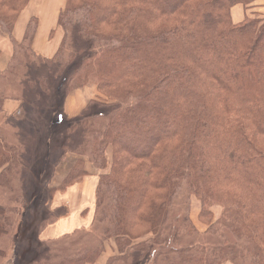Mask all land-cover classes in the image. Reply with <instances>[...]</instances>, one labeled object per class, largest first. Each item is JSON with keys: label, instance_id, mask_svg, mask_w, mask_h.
<instances>
[{"label": "trees", "instance_id": "trees-1", "mask_svg": "<svg viewBox=\"0 0 264 264\" xmlns=\"http://www.w3.org/2000/svg\"><path fill=\"white\" fill-rule=\"evenodd\" d=\"M29 1L0 0V28L12 45L0 72V186L13 191L17 181L21 203L0 206V241H11L0 259L94 264L113 241L116 255L105 264H264V12L248 14L258 0H64L62 39L49 59L32 49L36 18L19 42L13 37ZM238 5L246 15L234 23ZM89 86L96 98L67 115L65 99ZM6 100L19 103L11 115ZM41 128L49 131L47 172L37 180L46 194L69 154L108 170L96 180L90 225L47 240L41 234L66 211L28 223L38 198L25 193ZM85 176L76 161L61 190ZM191 197L208 224L200 236L188 218ZM214 206L221 214L212 222ZM81 231V249L54 244Z\"/></svg>", "mask_w": 264, "mask_h": 264}, {"label": "crops", "instance_id": "crops-1", "mask_svg": "<svg viewBox=\"0 0 264 264\" xmlns=\"http://www.w3.org/2000/svg\"><path fill=\"white\" fill-rule=\"evenodd\" d=\"M249 12H263L264 0H258L253 4ZM64 7V0H30L28 5L19 15L14 29L13 37L20 41L23 37L28 21L34 17L37 19V27L33 37L32 49L43 58L49 59L56 53L61 39L62 32L57 26L58 14ZM234 23L241 22L246 15L242 6H235L231 10ZM24 22L20 27V20ZM12 54V45L8 37L0 34V72L5 70ZM97 96L94 86L85 87L70 94L64 103V110L67 115L73 117L78 115L88 101ZM19 107V103L14 100H6L3 110L7 115L13 114ZM85 176L77 185L70 186L52 199L50 210L62 207L66 213L56 223L48 226L41 234L42 239H54L62 235L69 234L75 229L88 227L92 220L94 204V188L96 180L90 182ZM77 194L78 196H74ZM107 245V244H106ZM105 250L94 264H105L112 255L110 247ZM228 264V263H225Z\"/></svg>", "mask_w": 264, "mask_h": 264}, {"label": "rangeland", "instance_id": "rangeland-1", "mask_svg": "<svg viewBox=\"0 0 264 264\" xmlns=\"http://www.w3.org/2000/svg\"><path fill=\"white\" fill-rule=\"evenodd\" d=\"M251 8H248V14L249 17L251 16L249 12ZM25 11V9H24ZM264 12V11H263ZM263 12H257V13H263ZM253 15V14H252ZM24 22L23 17L20 20V27L22 26ZM0 34L8 37V35L2 31V29L0 28ZM77 92V91H76ZM61 97V96H60ZM60 97L57 96L55 97V107L58 105V103L60 102ZM46 115V114H45ZM44 115V116H45ZM37 121L39 122V125L42 124V119L39 118L37 119ZM42 133L39 135V140L37 142V145L35 147V154L32 155V157L34 158V160L31 162V166L28 172V182H27V188H26V194H33L34 192L37 194V200H35L34 204H33V213L29 219V225L30 223L33 221V223H36L37 220H39L41 218V216L43 215V211H51L50 207L52 204V199L55 196H58L60 193H64L61 189L64 188V186L61 187V183L63 181V178L65 176V174L68 172V170H70V167H72L74 165V163L78 160H83L84 161V170L88 173V179L92 181H95L97 179V177L100 174H105L108 172V170H104V171H100L97 170L95 168H93V166L91 164H89L87 162L86 158L83 157H78L75 155H68L67 158L62 161L56 168V171L54 173V177L52 179V181L49 182V186L47 187L49 190V193L46 194V192L43 190V185L42 180H37L38 178V173L40 172L41 169H45V172H47V164L44 163L45 161V155L47 152L46 149L47 147H44L45 143H42V141L44 140V138H46L49 134V131L41 128ZM47 144V141H46ZM50 146L52 147V144L49 143ZM111 154V150L109 149L108 151V155L110 157ZM81 182V181H80ZM80 182H76L74 185H77ZM11 189H13V191H10L9 188L7 186H0V206L3 208H7V207H19L20 208V202H19V194L18 192H20V185L17 181H13L10 183ZM73 186V185H72ZM74 196H78L77 194H74ZM46 198V199H45ZM45 201V203H44ZM16 203V204H15ZM182 200L178 199L176 200V204L174 207V213H177V217H181L183 215V209H182ZM22 209V206H21ZM55 210V209H54ZM53 210V211H54ZM211 212L213 214V219L212 222H214L216 220L215 217L219 218L220 214H221V207L218 206H214L211 208ZM200 203L199 201L195 198V197H191L190 203H189V213H188V218L191 222V227L193 228V230L197 233V235H203L204 232L206 231V229L208 228V224L206 223V220L203 219L200 216ZM19 214V213H18ZM14 221V230L13 232H15V227H16V223L18 224V217H14L13 219ZM32 226V225H30ZM91 230H95V226L91 227ZM34 231V230H33ZM33 231L25 233L24 238H25V243L28 242H32L31 240H34V233ZM91 234H95L98 235V233H91ZM85 235L84 231L79 232L78 234L71 236L67 239H62L57 241L54 244H57V246L59 247V250L61 251H65V250H78L81 249L82 247L85 246L86 242H82L83 245H80L81 240H79L78 238ZM208 236H204L203 238H208ZM202 238V236H201ZM31 239V240H29ZM24 243V244H25ZM106 243V242H105ZM10 244L11 241H8V239H3L2 241H0V247L2 249H4L7 253H9L10 250ZM104 251L107 249L109 250L110 247L112 255L111 257L115 256L116 254L115 252V247L113 244V241H107V245L104 246ZM115 254V255H114ZM101 256V255H100ZM144 260L140 261L139 264H144L143 262ZM146 261V260H145ZM148 261V258H147ZM147 261L145 264H147ZM143 262V263H142ZM0 264H15V261L12 260V258L9 256L8 258H6L5 260L0 259Z\"/></svg>", "mask_w": 264, "mask_h": 264}]
</instances>
